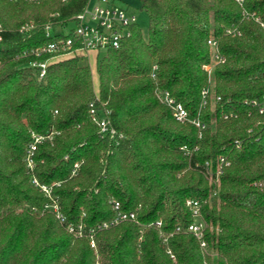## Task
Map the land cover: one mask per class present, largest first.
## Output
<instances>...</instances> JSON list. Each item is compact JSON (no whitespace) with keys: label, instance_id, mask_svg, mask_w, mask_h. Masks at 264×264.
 I'll use <instances>...</instances> for the list:
<instances>
[{"label":"trees","instance_id":"1","mask_svg":"<svg viewBox=\"0 0 264 264\" xmlns=\"http://www.w3.org/2000/svg\"><path fill=\"white\" fill-rule=\"evenodd\" d=\"M88 1L0 0V264H264V112L244 102L264 97V0H138L145 31L133 23L118 47L55 55L39 78L30 63L51 54L23 52ZM209 38L224 58L210 73ZM156 90L204 127L175 120ZM219 157L229 164L216 176ZM188 199L200 202L205 248L175 230L193 221ZM112 200L138 222L96 231L95 247L68 230L111 219Z\"/></svg>","mask_w":264,"mask_h":264},{"label":"built area","instance_id":"2","mask_svg":"<svg viewBox=\"0 0 264 264\" xmlns=\"http://www.w3.org/2000/svg\"><path fill=\"white\" fill-rule=\"evenodd\" d=\"M237 1L240 2V0ZM256 20L258 19L256 18ZM133 23H137L136 16L128 13L126 8L116 4H109V0H89L82 11L75 15V21L74 23H72L73 26L71 28H69L66 32H62L59 29L55 30V26L51 28L50 25H46V35L52 34L55 35L56 38L34 48H31L29 51H24L23 55L27 54V52L33 54L35 57H41L45 54H51V56L46 59H34L30 63L31 66L38 68V77L41 78L45 73L48 61L56 57L55 55L61 56L70 54L73 51L89 52L118 47L121 41L131 35L130 25H132ZM27 28L29 27L25 25L21 29ZM226 32L232 35L238 34V32L231 29H227ZM207 43L210 46L211 50V61L209 64H206L203 67L208 73H210L213 65L219 62H223L224 58L218 52L215 39L209 38L207 40ZM152 67L153 69H155L156 65L154 64ZM152 76H154L153 73ZM208 91V87H204L201 90L203 103L205 102V97ZM156 95L161 102H163L170 108L172 116L175 120L180 122H190L197 126L199 130L204 127V124L201 123L199 118H191L184 106L180 102L176 101L168 93V91L156 90ZM244 102L256 107L259 113L264 112V97L260 100L252 99L250 101L245 100ZM91 114L92 119L99 126V132L102 136L108 135V137H113L115 135V131L112 128H109L108 122L104 117H100L98 119L94 114L93 109H91ZM119 136L122 135L119 134ZM198 136H201V134L199 133ZM40 138L41 137H35L34 142L29 146V150L25 158L26 165L29 171H32L34 166L31 159L32 151L35 148L34 144ZM228 164L229 160L224 157H219L215 166L216 176H218L222 172L223 167L227 166ZM77 167L78 163H75L73 173L75 172ZM32 181L34 184L38 185V182L35 178H33ZM39 186L48 198V202L45 204V209L50 210L61 223L65 222V217L60 211L57 198L52 194L51 187L45 185ZM111 204L112 210L114 211V215L111 219L98 223L94 227H90L86 230L84 229V223L80 222L75 226L69 225L68 230L74 233L76 236L88 237L90 245L92 247H95L94 234L96 233V231L106 229L122 221L138 222L136 220V213L134 211L122 210L120 208L119 202L115 200H112ZM186 205L191 210L193 221L184 228L177 226L175 230L180 231L181 229H183L184 231L192 234L198 239L200 247L205 248L206 242L204 239V230L206 223L201 216L200 202L199 200L188 199L186 201ZM154 224L159 226L160 221H156Z\"/></svg>","mask_w":264,"mask_h":264},{"label":"rangeland","instance_id":"3","mask_svg":"<svg viewBox=\"0 0 264 264\" xmlns=\"http://www.w3.org/2000/svg\"><path fill=\"white\" fill-rule=\"evenodd\" d=\"M124 3H121L122 7L126 8L128 13H131L136 16V21L141 27L143 31H145L147 26V16L146 14L139 8V3L137 0H123ZM109 4H116L121 6L120 4L114 2L113 0H109ZM73 24H70L67 28L62 27H55V30H60L62 32H66L69 28H71ZM54 30V29H53ZM89 63L92 69L93 73V81L95 89H97L98 83H97V76L95 72V59L93 57V53H90L89 55Z\"/></svg>","mask_w":264,"mask_h":264},{"label":"crops","instance_id":"4","mask_svg":"<svg viewBox=\"0 0 264 264\" xmlns=\"http://www.w3.org/2000/svg\"><path fill=\"white\" fill-rule=\"evenodd\" d=\"M114 2L118 3L121 5V3H124L123 0H113ZM138 1V0H137ZM139 3V2H138ZM122 6V5H121Z\"/></svg>","mask_w":264,"mask_h":264}]
</instances>
